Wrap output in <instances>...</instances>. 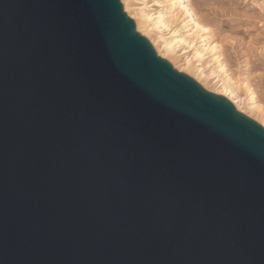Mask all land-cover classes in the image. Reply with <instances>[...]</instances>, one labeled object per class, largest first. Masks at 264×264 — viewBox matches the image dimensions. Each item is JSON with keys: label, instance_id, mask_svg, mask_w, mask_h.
Returning <instances> with one entry per match:
<instances>
[{"label": "water", "instance_id": "95a60500", "mask_svg": "<svg viewBox=\"0 0 264 264\" xmlns=\"http://www.w3.org/2000/svg\"><path fill=\"white\" fill-rule=\"evenodd\" d=\"M0 264H264V128L120 0H0Z\"/></svg>", "mask_w": 264, "mask_h": 264}, {"label": "bare ground", "instance_id": "6f19581e", "mask_svg": "<svg viewBox=\"0 0 264 264\" xmlns=\"http://www.w3.org/2000/svg\"><path fill=\"white\" fill-rule=\"evenodd\" d=\"M120 1L136 31L150 42L159 57L208 92L225 97L238 112L264 127L263 102L252 92L246 76L242 81L232 76L221 42L213 39L211 29L196 16L189 0Z\"/></svg>", "mask_w": 264, "mask_h": 264}, {"label": "rangeland", "instance_id": "374dc122", "mask_svg": "<svg viewBox=\"0 0 264 264\" xmlns=\"http://www.w3.org/2000/svg\"><path fill=\"white\" fill-rule=\"evenodd\" d=\"M189 2L196 16L211 29L213 39L221 42L232 76L239 81L246 76L252 92L264 105V0ZM253 116L260 117L255 113Z\"/></svg>", "mask_w": 264, "mask_h": 264}]
</instances>
